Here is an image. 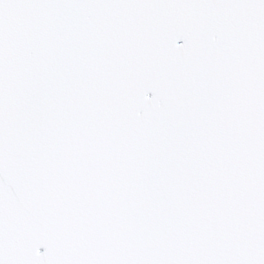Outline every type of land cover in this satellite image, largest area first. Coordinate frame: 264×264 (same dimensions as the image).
<instances>
[{"label": "snow or ice", "instance_id": "6c2138e0", "mask_svg": "<svg viewBox=\"0 0 264 264\" xmlns=\"http://www.w3.org/2000/svg\"><path fill=\"white\" fill-rule=\"evenodd\" d=\"M0 264H264V0H0Z\"/></svg>", "mask_w": 264, "mask_h": 264}]
</instances>
